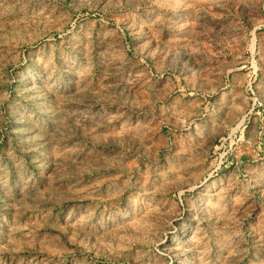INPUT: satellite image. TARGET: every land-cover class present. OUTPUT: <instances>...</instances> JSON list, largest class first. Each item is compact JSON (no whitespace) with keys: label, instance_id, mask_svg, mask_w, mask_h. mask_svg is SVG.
<instances>
[{"label":"rangeland","instance_id":"374dc122","mask_svg":"<svg viewBox=\"0 0 264 264\" xmlns=\"http://www.w3.org/2000/svg\"><path fill=\"white\" fill-rule=\"evenodd\" d=\"M0 264H264V0H0Z\"/></svg>","mask_w":264,"mask_h":264}]
</instances>
